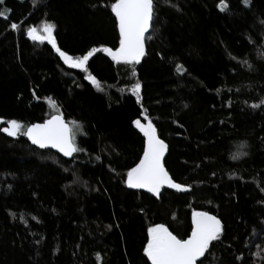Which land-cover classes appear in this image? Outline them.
Listing matches in <instances>:
<instances>
[{"label": "trees", "instance_id": "trees-1", "mask_svg": "<svg viewBox=\"0 0 264 264\" xmlns=\"http://www.w3.org/2000/svg\"><path fill=\"white\" fill-rule=\"evenodd\" d=\"M113 3L0 4V264H151L148 229L188 239L201 212L222 224L203 264H264V0H153L131 64L105 51L120 46ZM45 22L74 59L97 50L87 71L28 36ZM54 115L81 125L71 159L23 134ZM12 120L16 136L2 130ZM137 120L154 123L189 192L128 187L145 150Z\"/></svg>", "mask_w": 264, "mask_h": 264}, {"label": "snow or ice", "instance_id": "snow-or-ice-1", "mask_svg": "<svg viewBox=\"0 0 264 264\" xmlns=\"http://www.w3.org/2000/svg\"><path fill=\"white\" fill-rule=\"evenodd\" d=\"M32 2L35 5L37 0H32ZM247 2L248 0H245V3ZM2 3L3 0H0V4ZM224 6L226 7V5ZM153 8V0H115L111 10L119 21L120 46L115 51L111 48L105 49L113 61L126 64L140 62L145 54V34L151 26ZM0 16H4V13L0 12ZM11 27L16 29L17 25L13 23ZM54 32L55 24L45 22L42 27V34L38 36L37 29L34 27L30 28L27 34L33 40L38 39L41 42L47 41L51 44L65 64L72 68L87 71L88 61L97 50L93 49L86 55L74 59L57 46ZM92 80L93 83H98L95 77ZM140 89L141 85L137 83L133 92L138 94ZM258 106L253 105V107ZM8 123L9 127L2 130L9 136H16L22 125L16 120ZM135 124L147 138V149L144 151L140 163L128 172V187L147 189L148 192L157 197L165 185L178 191H187L188 189L184 185L175 183L165 169L162 161L167 145L156 134V128L151 120H148L147 124H142L140 120H137ZM80 130L81 125L78 122L73 121L72 127H69L61 115H56L42 125H32L23 134L27 135L33 144L41 148L51 146L58 149L64 156L71 157L73 153L82 150L76 147L73 139ZM193 223L195 227L188 239H178L163 224L149 228L150 240L145 252L151 264H197L198 258L203 257L210 245L220 239L222 224L219 219L206 212L194 213Z\"/></svg>", "mask_w": 264, "mask_h": 264}, {"label": "water", "instance_id": "water-1", "mask_svg": "<svg viewBox=\"0 0 264 264\" xmlns=\"http://www.w3.org/2000/svg\"><path fill=\"white\" fill-rule=\"evenodd\" d=\"M118 23H119V21H118ZM151 25H152V21H151ZM150 30H151V26H150V29H149V31L145 34V40H144V47H145V41H146V36L148 35V33L150 32ZM108 54V53H107ZM109 55V54H108ZM110 56V55H109ZM111 57V56H110ZM54 116H56V115H54ZM53 117V116H52ZM52 117L51 118H49V119H47L45 122H43V123H36V124H44V123H46L48 120H50V119H52ZM64 119V118H63ZM64 121H65V119H64ZM66 122V121H65ZM147 122H148V120L147 121H145V123H142V124H147ZM152 122V121H151ZM67 123V122H66ZM68 124V123H67ZM152 124L154 125V123L152 122ZM35 125V124H34ZM69 125V124H68ZM32 126V125H31ZM30 126V127H31ZM69 127H71L70 125H69ZM154 127H155V125H154ZM29 128V127H28ZM156 128V127H155ZM137 129H138V131L142 134V136L145 138V150L147 149V138L143 135V133L140 131V129L137 127ZM156 134L159 136V133H158V131H157V128H156ZM26 137H27V139L32 143V141L29 139V137L26 135ZM160 138V137H159ZM33 144V143H32ZM166 144V143H165ZM35 147H37V148H39V149H41V150H48V151H52V152H54V153H56V154H58L59 156H61V157H63V158H65V159H71L74 155H75V153H73V155L71 156V157H66V156H64L63 155V153H61L58 149H56V148H52L51 146H49V147H46V148H41V147H39L38 145H36V144H33ZM144 150V151H145ZM167 153H168V147H167V150H166V152H165V154H164V157H163V161H162V163L164 164V162H165V158H166V155H167ZM143 156H144V154H143ZM142 159H143V157H142ZM141 159V160H142ZM164 167H165V165H164ZM166 169V168H165ZM168 172V171H167ZM176 183V182H175ZM131 189H134V190H138V191H143V192H146V193H149V194H152V195H154L153 193H150V192H148L147 191V189H137V188H131ZM162 189H172V190H175V191H178L177 189H175V188H169L167 185H165L164 187H162L161 188V190ZM188 190L187 191H185V192H189V188H187ZM160 190V191H161ZM180 192H182V191H180ZM209 214V213H208ZM209 215H211V214H209ZM212 216V215H211ZM194 227H195V225L193 226V229H194ZM192 234V233H191ZM191 237V236H190ZM189 237V238H190ZM205 255V254H204ZM204 257V256H203ZM203 257H201V258H198V260H197V264H199L201 261H202V259H203ZM151 262V261H150Z\"/></svg>", "mask_w": 264, "mask_h": 264}, {"label": "rangeland", "instance_id": "rangeland-1", "mask_svg": "<svg viewBox=\"0 0 264 264\" xmlns=\"http://www.w3.org/2000/svg\"><path fill=\"white\" fill-rule=\"evenodd\" d=\"M246 4H248V2H247ZM224 5H225V4L220 5V8H221V9H224V8H225ZM40 34H42V30L37 31V35L39 36ZM89 81H90L91 83H93V80H92V79H89ZM93 84H94V85H97L98 87L101 86L99 83H93ZM140 90H141V89H140ZM139 94H140V92H139L138 94L135 93L136 96H139ZM8 127H9V126H8ZM22 129H23V128L21 127L19 133L22 132ZM19 133H18V134H19Z\"/></svg>", "mask_w": 264, "mask_h": 264}]
</instances>
